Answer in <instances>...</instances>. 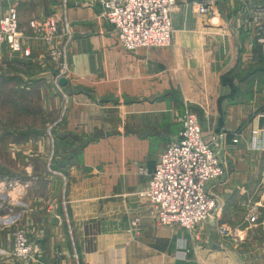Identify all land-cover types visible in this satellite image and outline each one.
Returning a JSON list of instances; mask_svg holds the SVG:
<instances>
[{"label": "crops", "instance_id": "0c3cea01", "mask_svg": "<svg viewBox=\"0 0 264 264\" xmlns=\"http://www.w3.org/2000/svg\"><path fill=\"white\" fill-rule=\"evenodd\" d=\"M92 1L0 0V13L19 5V23L25 14L56 23L60 53L50 61L53 45L41 40L23 39L27 57L0 46L9 68L0 69L9 150L0 217L14 220L0 232V264H264V45L245 33L241 14L253 1L214 0L209 18L178 0L168 46L135 51ZM185 112L224 168L206 185L215 220L189 231L159 224L140 195ZM47 121L53 137L42 134ZM14 225L35 240L25 262L11 256Z\"/></svg>", "mask_w": 264, "mask_h": 264}, {"label": "built area", "instance_id": "2783aa9c", "mask_svg": "<svg viewBox=\"0 0 264 264\" xmlns=\"http://www.w3.org/2000/svg\"><path fill=\"white\" fill-rule=\"evenodd\" d=\"M175 0H120L102 2L100 16L114 30L117 40L127 51L168 46L171 40L172 25L170 14L176 7ZM246 19L243 30L253 37L256 44L264 45V2L251 7L244 2ZM196 12L215 16L213 0L193 3ZM242 10V9H241ZM243 11V10H242ZM16 14L9 10L0 20V41L7 38L13 47L18 48ZM54 30V29H53ZM55 80L57 86L59 79ZM181 130L178 139L169 143L161 153L144 192L153 210L156 221L161 225H176L189 231L199 223L214 221L217 204L206 191L209 182L220 179L224 174L221 160L217 157L214 144H207L201 136L197 117L185 112L180 119ZM237 140H233L236 143ZM252 149L260 150V142L252 139ZM9 216V215H7ZM0 217V230L14 223L11 217ZM221 235L226 230L219 228ZM33 243L23 230L13 234V256L21 260L30 258Z\"/></svg>", "mask_w": 264, "mask_h": 264}, {"label": "rangeland", "instance_id": "374dc122", "mask_svg": "<svg viewBox=\"0 0 264 264\" xmlns=\"http://www.w3.org/2000/svg\"><path fill=\"white\" fill-rule=\"evenodd\" d=\"M108 1H115V0H93L92 2H87V4L90 3L89 5H93V6L97 5V7L100 8L102 2H108ZM175 1L177 3H179L178 0H175ZM200 1L201 0H193V1H191V4L198 3ZM252 1H251L252 3L250 4L251 7L257 6V5H259V4L264 2V0H252ZM11 9H13L15 14H16V20H17L16 21V29L17 30H16V33L14 34V37L17 38V42H18L17 46H18V48L15 49L13 47V41L11 40V42L9 43L7 38L4 39V40L1 39L0 46L5 47L12 54H21L23 57L24 56L27 57V56H30V50H29L30 48H26V47L23 46V42L24 41L27 42V41H30V40H34V41L41 40L43 42L47 41L51 45L54 44V41H53L54 38L59 35V30H58V27H57L56 23L51 22V23L46 24L44 22H41L40 20H37V18L36 19L31 18L30 15H27V14L20 16L21 17V23H19V15H20V12L18 11L19 10V5L18 4L15 5V3H11L9 6L6 7L4 12L0 13V20L2 18H4L6 16V14L8 13V11L11 10ZM26 20L28 21L27 24H28L29 29H31V32L24 27L25 25H22V24H24L23 22H25ZM23 39H24V41H23ZM54 45L50 48V50L47 53V56H48V58H50L49 59L50 61H53V60L55 61L56 58H60V53L58 52L57 49H54V47H55ZM0 69L2 71H5V70L7 71V69H9V68H8V66L6 64L5 65L4 64H0ZM64 69H65V66H64L63 70ZM13 70L14 71H19L20 67L13 65ZM58 76H60V75H58ZM28 107H29V109H32V107H30V106H28ZM47 123H48V121H47ZM5 131L6 130L0 129V142H1V145H0V158H1L0 159V164L1 165L7 164L6 160L3 159L4 157H1V154H5L6 152L9 153V150L6 149L7 148L6 143H4V141L6 139ZM42 134L44 135V137H48V136L53 137V135H54V127H53L51 122L48 123V126L46 125V127L44 129H42ZM32 135L33 134L31 133L30 136H32ZM214 148L216 149V146H214ZM50 152H51V149L49 151H47V153H48V155H47L48 163L47 164L48 165H50L52 163L53 157H54L53 153L52 152L50 153ZM8 165H9V163H8ZM52 172H53V170H52ZM151 173L149 174V178L151 176ZM147 186H148V183H147ZM147 186H146V188H147ZM16 230H23L26 233L27 238L33 243V251H34V247H35V240L33 239V236L28 234V232L26 231V228L23 225H14L12 228H10V232H8L12 236V250H11L12 258H14L15 260L20 261V262H25V261L29 260L32 257L33 252H32V255L30 256V258H28L26 260H21V259L16 258V257L13 256V254H12V252H13V234H14V232ZM1 231L2 230H0V232ZM4 232H1V233L4 234Z\"/></svg>", "mask_w": 264, "mask_h": 264}, {"label": "water", "instance_id": "95a60500", "mask_svg": "<svg viewBox=\"0 0 264 264\" xmlns=\"http://www.w3.org/2000/svg\"><path fill=\"white\" fill-rule=\"evenodd\" d=\"M65 79L64 78H61V79H59V85L60 86H63V85H65Z\"/></svg>", "mask_w": 264, "mask_h": 264}]
</instances>
